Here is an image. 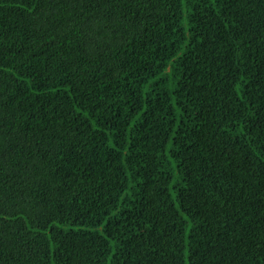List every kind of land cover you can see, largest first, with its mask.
I'll return each instance as SVG.
<instances>
[{"label":"trees","instance_id":"16d2710c","mask_svg":"<svg viewBox=\"0 0 264 264\" xmlns=\"http://www.w3.org/2000/svg\"><path fill=\"white\" fill-rule=\"evenodd\" d=\"M0 264H264V0H0Z\"/></svg>","mask_w":264,"mask_h":264}]
</instances>
